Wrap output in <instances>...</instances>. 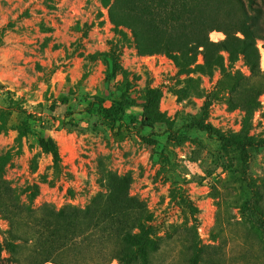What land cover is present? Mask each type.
I'll list each match as a JSON object with an SVG mask.
<instances>
[{
	"label": "rangeland",
	"instance_id": "374dc122",
	"mask_svg": "<svg viewBox=\"0 0 264 264\" xmlns=\"http://www.w3.org/2000/svg\"><path fill=\"white\" fill-rule=\"evenodd\" d=\"M113 2L0 0V264H264V0H213V45L180 52ZM236 18L253 63L220 44Z\"/></svg>",
	"mask_w": 264,
	"mask_h": 264
},
{
	"label": "trees",
	"instance_id": "16d2710c",
	"mask_svg": "<svg viewBox=\"0 0 264 264\" xmlns=\"http://www.w3.org/2000/svg\"><path fill=\"white\" fill-rule=\"evenodd\" d=\"M212 6L213 0H114L109 8V14L112 21L131 27L139 40L140 47H144L145 50L149 49L154 52L160 50L193 51L203 45H213L209 38V32L216 23L210 22L211 13L208 14L210 24L208 22L206 27L201 26L207 20L205 18L206 11ZM242 22L236 18L233 21V30L227 31V37L220 44L231 53L237 49L242 50L241 52L247 60L253 63L257 55L248 53V48H254L256 52L257 49L251 32L245 30L244 38L237 35V32L241 31ZM240 24L241 26H239ZM236 26L237 29H235ZM167 31H174L176 37H191V40L185 45L184 43L183 45L179 43L177 45L166 44L161 36ZM1 35L2 32H0V37ZM8 115L9 113L0 107V131L6 129ZM42 141H44L46 149L53 152L54 156L59 155L57 147L51 140ZM97 226L106 238L116 232L119 238L115 239L120 240L128 237H122L121 233L128 234V230L133 224L129 226L122 220L116 223V221L111 222L110 219H101ZM102 256L96 257L98 261H95V264H109L115 258L110 252H106Z\"/></svg>",
	"mask_w": 264,
	"mask_h": 264
},
{
	"label": "bare ground",
	"instance_id": "6f19581e",
	"mask_svg": "<svg viewBox=\"0 0 264 264\" xmlns=\"http://www.w3.org/2000/svg\"><path fill=\"white\" fill-rule=\"evenodd\" d=\"M263 67H264V57H263Z\"/></svg>",
	"mask_w": 264,
	"mask_h": 264
}]
</instances>
